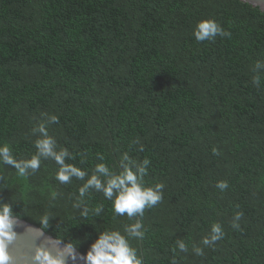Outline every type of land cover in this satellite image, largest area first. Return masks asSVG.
Instances as JSON below:
<instances>
[{"label":"trees","instance_id":"1","mask_svg":"<svg viewBox=\"0 0 264 264\" xmlns=\"http://www.w3.org/2000/svg\"><path fill=\"white\" fill-rule=\"evenodd\" d=\"M212 18L231 33L197 42V21ZM264 59V11L240 0H0V142L17 158L35 149L31 128L42 112L58 144L90 171L97 154L114 167L139 138L151 160L149 184L162 182L163 200L143 216L145 236L133 247L145 264H264V81L251 82ZM220 155H213L212 149ZM57 166L18 177L0 166V201L85 254L97 233L133 221L114 215L93 193L98 217L73 207L81 181L61 185ZM226 180L220 192L215 184ZM59 193L55 200L53 192ZM14 201V202H13ZM242 212L241 229L230 227ZM224 238L193 254L209 224ZM178 239L188 253L172 251Z\"/></svg>","mask_w":264,"mask_h":264},{"label":"clouds","instance_id":"2","mask_svg":"<svg viewBox=\"0 0 264 264\" xmlns=\"http://www.w3.org/2000/svg\"><path fill=\"white\" fill-rule=\"evenodd\" d=\"M256 3L264 5V0H255ZM264 11V8L261 9ZM192 35L197 42H215L216 38H231V33L212 18L201 19L193 27ZM251 82L259 89L264 81V59L253 62ZM36 120L35 126L31 128V135L35 137L32 141L35 151L27 156L20 157L14 153L12 145L8 142H0V166H10L16 170L18 177L25 180L29 176L41 170L44 161H52L57 166L55 180L61 185H69L73 180L82 183L77 188L73 207L80 210L82 217L87 218L90 214L98 217L103 211V205L89 206V199L93 193L102 194L106 201L111 202L112 211L117 217L126 216L133 221L123 226V229H107L97 233L96 239L90 244L83 259L86 264H145L142 255L133 247V239L142 240L145 236L143 216L146 209H151L163 200L162 182L149 184L146 181L151 160L145 157L138 160L130 155L132 147L137 152L144 151V145L139 138L130 142L129 151L121 152L117 164L110 167L105 162L103 154H97V161L90 171H86L83 165L85 158L77 163H70L76 157L68 148L58 144L54 135L50 134L49 127L59 122L55 114L42 112ZM213 155H220L217 149H212ZM215 187L224 192L229 188L226 180L217 181ZM2 189V188H0ZM59 193L53 192L51 199L55 200ZM14 202V201H13ZM242 212H235L229 225L234 230H240ZM20 217L13 212V205L9 202L0 201V264H66L68 259L77 260L76 249L78 244L73 245L70 240L60 239L46 240L40 244L34 241L44 234V230L50 227V217L47 213L42 214L36 222L39 227H29L27 235L35 236L32 247H14L22 237L16 232ZM225 236L223 225L219 221H212L206 235L201 238L200 245H193V254L203 256L204 248H214L216 243ZM49 241L54 244V250L49 246ZM174 253H188V245L182 239H178L172 249ZM171 264H177L173 256Z\"/></svg>","mask_w":264,"mask_h":264},{"label":"water","instance_id":"3","mask_svg":"<svg viewBox=\"0 0 264 264\" xmlns=\"http://www.w3.org/2000/svg\"><path fill=\"white\" fill-rule=\"evenodd\" d=\"M244 3H248L250 5H252L253 7H258L259 10H261L262 8H264V5H260L258 3L255 2V0H240ZM262 11V10H261ZM29 227H39L31 222H28L24 219H20L18 225L16 226V232L18 234L19 237H22L21 240L18 242V244L14 247H23L25 249H30L32 247V243L33 240L35 238L36 235L38 234H32L30 237H25L27 235V229ZM51 239H55L54 236H52L51 234L47 233L46 231H44V234L39 237V239H37L36 241H34L35 244H40L46 240H51ZM49 246L54 250V244L49 241ZM76 253H77V260L76 261H72L71 259H68L66 261V264H86V261L83 259L84 254L81 253L80 251H78L76 249Z\"/></svg>","mask_w":264,"mask_h":264}]
</instances>
